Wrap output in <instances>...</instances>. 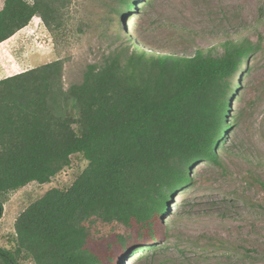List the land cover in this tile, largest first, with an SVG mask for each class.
<instances>
[{
    "label": "trees",
    "instance_id": "trees-1",
    "mask_svg": "<svg viewBox=\"0 0 264 264\" xmlns=\"http://www.w3.org/2000/svg\"><path fill=\"white\" fill-rule=\"evenodd\" d=\"M118 1L121 18L140 2ZM66 4L3 0L0 43L34 16L52 31ZM258 47L244 39L227 42L220 55L191 56H148L136 47L87 64L81 82L67 89L62 59L1 78L0 218L7 193L49 183L73 156L86 165L70 186L47 190L18 214L14 245L0 248V264L22 256L34 264H99L87 246L86 223L95 220L137 225L156 240L153 224L170 194L190 184L192 165L218 162L237 74Z\"/></svg>",
    "mask_w": 264,
    "mask_h": 264
},
{
    "label": "rangeland",
    "instance_id": "rangeland-1",
    "mask_svg": "<svg viewBox=\"0 0 264 264\" xmlns=\"http://www.w3.org/2000/svg\"><path fill=\"white\" fill-rule=\"evenodd\" d=\"M117 7L118 0H67L52 31L32 17L0 44V79L62 59L67 89L81 82L87 64L136 47L148 56L220 55L227 42L244 39L259 47L237 74L218 162L192 165L190 184L170 194L167 210L153 224L157 239L146 238L149 232L137 225L95 220L86 223L89 250L99 264H264V0H140L131 11L121 8L122 18ZM85 165L73 156L72 165L49 183L30 182L7 193L0 248L13 247L22 210L47 190L70 186ZM143 245L150 248L129 257ZM18 264L34 263L22 256Z\"/></svg>",
    "mask_w": 264,
    "mask_h": 264
},
{
    "label": "bare ground",
    "instance_id": "bare-ground-1",
    "mask_svg": "<svg viewBox=\"0 0 264 264\" xmlns=\"http://www.w3.org/2000/svg\"><path fill=\"white\" fill-rule=\"evenodd\" d=\"M1 44V43H0Z\"/></svg>",
    "mask_w": 264,
    "mask_h": 264
},
{
    "label": "water",
    "instance_id": "water-1",
    "mask_svg": "<svg viewBox=\"0 0 264 264\" xmlns=\"http://www.w3.org/2000/svg\"><path fill=\"white\" fill-rule=\"evenodd\" d=\"M126 260V259H125Z\"/></svg>",
    "mask_w": 264,
    "mask_h": 264
}]
</instances>
